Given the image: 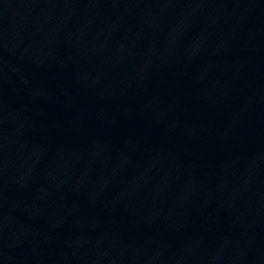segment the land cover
<instances>
[{
    "label": "water",
    "instance_id": "obj_1",
    "mask_svg": "<svg viewBox=\"0 0 264 264\" xmlns=\"http://www.w3.org/2000/svg\"><path fill=\"white\" fill-rule=\"evenodd\" d=\"M0 264H264V0H0Z\"/></svg>",
    "mask_w": 264,
    "mask_h": 264
}]
</instances>
